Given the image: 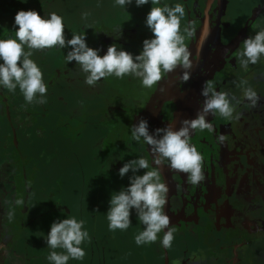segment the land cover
Here are the masks:
<instances>
[{"label": "flooded vegetation", "instance_id": "obj_1", "mask_svg": "<svg viewBox=\"0 0 264 264\" xmlns=\"http://www.w3.org/2000/svg\"><path fill=\"white\" fill-rule=\"evenodd\" d=\"M177 2L185 6L181 28L192 32L185 41L193 59L186 83L177 69L151 89L132 77L88 86L75 61L64 63L67 49L53 48L33 50L31 57L47 87L43 103H26L18 89L0 88V264H49L50 224L68 216L82 220L90 238L81 244L84 258L68 264H264V57L244 69L238 56L243 39L264 28V0H160ZM150 7L133 3L125 11L115 0H0V34L11 35L7 30H14L20 9L42 17L56 12L66 39L83 32L100 55L112 43L135 55L152 35L144 25ZM207 80L234 98L238 118L209 115L213 131L192 134L203 156L198 184L166 163L159 166L168 187L164 211L176 232L170 248L159 240L137 246L134 237L143 226L135 212L123 231H110L106 218L110 194L129 183L119 168L149 152L130 139V126L144 118L150 132L178 128L195 116ZM241 80L257 92L255 107L243 98ZM19 196L25 204L17 207Z\"/></svg>", "mask_w": 264, "mask_h": 264}, {"label": "clouds", "instance_id": "obj_2", "mask_svg": "<svg viewBox=\"0 0 264 264\" xmlns=\"http://www.w3.org/2000/svg\"><path fill=\"white\" fill-rule=\"evenodd\" d=\"M133 3L136 7L151 5L144 25L152 35L142 41V47L135 55L116 43L107 46L104 54L100 55V49L88 46L83 32L74 33L66 39L64 19L56 12L42 17L34 9L18 10L13 17L14 30H7L11 35L0 34V88L13 94L18 89L26 103H43L47 87L41 67L31 57L33 50L53 48L67 49L64 63L75 61L81 72L86 74L83 82L88 86H95L107 77H132L139 80L141 87L151 89L163 76L177 69L178 80L188 82L193 59L185 41L192 32L188 26L183 30L181 28L185 16L184 4L177 2L170 6L161 4L160 0H115V5L125 11L126 6ZM113 39H119V36L114 35ZM238 56L244 69L264 57V28L243 39ZM238 87L242 89L243 98L255 107L260 99L257 92L248 86L246 80H241ZM200 96L203 99L195 116L181 120L178 128L166 125L150 132L148 121L144 118L130 126V139L147 145L149 152L124 162L119 168V177L127 175L129 183L110 194L106 218L110 231H123L130 227V215L135 212L143 226L134 237L137 246L159 240L161 247L170 248L176 232L164 211L168 187L162 181L159 166L166 163L170 170L186 174L188 183L198 184L204 179L203 156L191 142L192 134L213 131L212 124L208 122L209 115H219L229 121L238 118L234 115V98H230L227 92L217 91L211 80L203 83ZM223 139V135L217 137L218 141ZM141 169L143 174H138ZM129 172L131 175H128ZM14 204L23 206V196L15 198ZM83 224L74 216L57 218L50 224L46 235V244L50 249L46 257L49 264H68L70 259L84 258L81 244L90 238ZM161 233L162 236L159 235Z\"/></svg>", "mask_w": 264, "mask_h": 264}]
</instances>
